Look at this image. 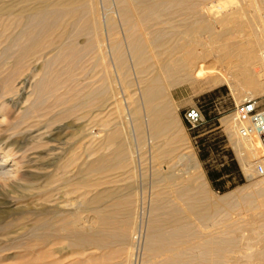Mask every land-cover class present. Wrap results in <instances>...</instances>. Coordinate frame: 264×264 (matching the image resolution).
I'll return each instance as SVG.
<instances>
[{"label":"bare ground","instance_id":"1","mask_svg":"<svg viewBox=\"0 0 264 264\" xmlns=\"http://www.w3.org/2000/svg\"><path fill=\"white\" fill-rule=\"evenodd\" d=\"M228 5L235 7L236 12L228 11ZM243 6L251 7L255 15L237 18L238 8ZM250 21L259 23L258 40L247 34ZM194 30L211 35L216 49L201 53L188 50L183 41ZM3 42V93L23 100L25 105L19 106L21 119L31 121L24 124L20 134L27 135L32 151L47 147L46 161L35 167L47 172L27 174V179L35 182L25 187L29 192L35 190L28 198H41V203L34 211L17 207L19 219L34 216L29 226L21 223L12 231L8 230L11 224L4 225L6 232L0 233V263L12 262L20 255L22 259L12 263L58 264V222L65 212L60 209L62 189L71 187L80 170L100 175L97 181L79 178L83 185L94 181L93 186L98 187L108 170L118 171L126 164L127 171L135 173L141 159L136 153L134 156L129 142H139L145 135L152 155L148 192L132 198L114 195L109 189L97 193L91 190L95 195L89 203L120 201L112 202L115 207L106 210L103 207L107 204L95 209L98 224L88 228V235L83 226L78 227L82 232L77 231L80 244L87 242L94 251H102L112 244L124 243L126 263L134 264L139 225L145 218L147 234L143 247L147 264H264V178L249 195L237 196L235 202V192L220 198L212 196L194 154L187 145L180 144L171 130L167 100L169 90L197 79L208 86L223 82L230 87H249L235 94L239 102L264 94V80L260 78L264 74L261 0H0V45ZM9 50L13 60L3 64V56L7 57ZM25 72L28 74L19 78ZM111 110H115L119 127L132 125L134 137L122 132L120 139L118 129L103 130V135L93 131L94 125H109ZM70 117L75 121L96 119L94 123L74 125L72 118L69 120L73 123L66 122L64 127L74 128L85 140L84 158L81 156L79 164L72 154L67 156L70 146L59 147L61 143L54 136L60 133V127H52ZM227 123L242 168L253 175L252 168L261 155L259 140L255 134H240L247 122L234 116ZM6 143L0 140V180H13L20 173L21 162L10 151H4ZM35 154L27 159L29 163L40 156L39 152ZM105 181L110 183V179ZM116 203L119 207L125 205V220L116 222L123 211ZM68 219L62 229L66 235L74 236L76 231L67 229L73 222ZM92 249L88 255L93 254ZM112 256L113 253L104 252L97 261L103 264L104 257Z\"/></svg>","mask_w":264,"mask_h":264},{"label":"rangeland","instance_id":"2","mask_svg":"<svg viewBox=\"0 0 264 264\" xmlns=\"http://www.w3.org/2000/svg\"><path fill=\"white\" fill-rule=\"evenodd\" d=\"M261 1L264 3V0H261ZM221 3L224 4V2H220V4ZM226 9L228 11H231L232 9H234L235 12L237 10L235 7L231 8L229 5L226 6ZM238 9H239L238 10L239 13L236 15L237 18L245 19V17L255 15V13L253 12V9L251 7L243 6L242 8L239 7ZM258 29H259V23H257L256 21H250L249 23H247V29L246 30H247V34L249 35V38L254 39L257 37L256 39L258 40ZM210 36L211 35H209L208 33H202L200 31L194 30V31H191L189 33V35L184 39L183 42L185 43V46L187 47L188 50H193L195 53H201V52H204L206 50L216 49L214 47V45L212 44L213 40ZM2 46H4V42L1 43L0 50L2 49ZM6 55H7V57L3 56L4 57L2 59V61L4 60L3 64L5 63V61L11 62V60H13L11 58V55H13L12 50H9ZM5 66L3 65V68ZM9 72H10V70H7V73H9ZM4 73H6V71L0 72V77H1L0 78V102H1L0 107L4 110V112H2V110H0V112H2L0 114V120H1L0 121V140L7 142L6 143L7 145L5 146L6 149H4V151L5 150L10 151L12 154H14V156H17V159L21 162L20 163L21 168H20V173L16 176V178L14 177L13 180L12 179L0 180V223H1L0 224V233L6 232V230L4 229L5 224H8V225L11 224L9 226L8 230L14 231L18 228L17 226H19L21 223H25L29 226L31 224V222H33V217H34L33 215H28L26 218L27 220H25V219L21 220V219H19V217L17 215L19 208L22 209V207H28L31 210H33V209H37L39 207V204L41 203L40 197H39L40 199H38V197H32V198L29 197L28 198V195L31 192H35V190L29 192L28 190L25 189V187L27 185L28 186L29 185H35V182L29 181L27 179L28 178L27 174L28 175H32V174H36V173L44 174L45 172H47L44 170L40 171V170L35 169V167H39L38 163L40 165L41 163H43V161L44 162L46 161L47 157H45V150L47 147L46 148H44V147L39 148L36 150L34 149L35 151H32L31 150L32 143H28L27 138H26L27 135L26 134H24V135L20 134V131L24 130L23 129L25 126L24 124L26 122L31 121V119H29V120L27 119V121H25L26 119H21V113H20L21 110L19 109V106L21 107V105H25L24 103L22 104L23 100L19 99L18 96L15 97V95H13V94H6V93L4 94L3 93V88L1 87L2 86L1 81L3 79L2 76ZM26 74H28V72H25V74L21 75L19 78H23ZM263 75L264 74L261 73L260 78L264 80ZM26 88H28V85ZM249 89L250 88L246 87V86H241V87L240 86H232V87H230L228 84L223 83V82L220 84H217L215 86H208L201 79H197V80L191 82L190 84H184V85H180V86L172 88L171 90H169L168 98H167V100L169 101V107H170V113H171L170 114L171 130L174 132V135H176V137L180 140V144L187 145V147H188L187 150H190L194 154L198 170L201 171L203 177L205 178L207 185H208V189L211 192V195L216 197V198H220L221 196L223 197L227 194L235 192L234 198H233L234 202H235V200H237L238 197L241 198L242 195H243V197L249 195L254 190L255 184L258 181H260V179L262 180V178L256 177L253 172H252L253 175H250L248 172H244V170L242 168V161L240 160L241 156H240V154H238V152H237V150L233 144V141L230 138V134L228 131L227 120H230L234 117L235 107L239 103H241L235 97V94L237 92L245 91V90H249ZM15 99H16V101H15ZM253 99H257L258 103L260 105H262L264 103V94L261 96L257 95ZM10 100H11V102H10ZM5 105H7V107H5ZM189 108L197 109L201 113L202 118H203L202 125L199 128L194 129V130H188L184 121H183V113L186 109H189ZM110 112H111V116L109 119L111 121L109 122V125L105 128L94 125L93 131L94 132H100V134L103 135L104 134V132H102L103 130H106V129L109 130L110 129V130L114 131V130L118 129L121 131V133H120L121 138L120 139H123L124 135H122V134L123 133L126 134V132L128 134L130 133L131 136L134 137V135H135L134 131L135 130H133L132 125L130 123H128L125 126H123V127H125L124 129L122 126L119 127L116 124L117 120H115L116 116H117L115 114V110H113V112L111 110ZM4 113H5V116H2V114H4ZM2 117H5V118L2 119ZM72 118L73 117L68 118V121L66 119H64L61 122L54 123L52 125V127H54V126L56 128L60 127V130L62 132L59 130V132H60V133H58L59 136H58V134L54 136L55 139L61 143V145L59 147H61V148L64 147L63 149H66V148H69V146H70V150H69V153L67 156L71 157V154H72L73 158L76 159L77 164H79L82 161L81 156H82V159L84 158V152H83L84 150L83 149L85 148V140L80 139L81 138L80 134L78 132H76L74 130V128H64L67 125L66 122L70 123L72 121ZM73 121H74V125H79V124L84 125V124L90 123V121L94 123V122H96V119L92 120V118H91V120H90L89 118L88 119L83 118V119L75 121L73 118ZM71 123H73V122H71ZM9 126H11V127H9ZM89 126H91V125H89ZM144 136L139 142L138 141L136 142L135 140H131V139L129 142V143H131L129 146H131L130 148H131V151L133 152L134 156H136L138 154L139 158L141 159L140 163L142 166L137 163L135 173L131 174V172H128L127 171L128 166L126 164H124V167H126V168L123 167V168L119 169L118 171L113 170L114 172H112V170H108L107 172H105L102 175L101 179H102L103 183H101L98 187V185L93 186L92 182L97 181V178H98V180H100V175L96 174L95 176H93L94 174H86L85 172H82V170H80L79 176H78V174L76 175V177H78L77 178L78 180L75 178L74 181L70 183L71 187H66V188L62 189V192L59 195H61V197H62L61 198L62 205L61 204L60 205L63 207H61L60 209L65 210V212L63 214H61V216H59L60 220L58 222L59 229H60L59 230V238H58L57 245H56V248L58 249V252H57L58 255L56 254V258L58 259V264H76L77 262L79 264H86V263L87 264H95L96 262H97L96 264H101V263H98L97 260L100 258V255L103 254L104 252H108L109 254L113 253V256L111 259H107L106 257H104L106 259V261H105V259L104 260L102 259L101 262H103V264H113V263L114 264H117V263L118 264H127L126 263L127 258L125 256V255H127V248H126L127 245L126 244L122 243L119 246L112 244V245L108 246L106 249H103L102 251L101 250L94 251L90 247V245L87 244V242H85L87 245L85 243H83V244L81 243L82 245L80 244V242H79L80 234H77V231L79 233H82L78 227L83 226L82 227L83 231L86 232L85 234L88 235L87 230L91 229L92 227H97L98 220L96 218H98V216L95 217V215H97L96 210L98 209V207H100L99 210L103 209V208H104L103 210H106V209H109V208L114 206L112 202H114V204H115L116 201L118 203L120 201L119 199L118 200L116 199L115 201L114 200H112V201L106 200L103 205L100 203H89V199H91L90 197L95 195V194H93V192L97 193L98 191H102V190L108 191V189H109V191H112V193L114 192L113 193L114 195H118V196H129V195H131V197L135 196V198H137V196H139V193H141V192H145V193L148 192V190H149L148 171L150 170V167L152 165V161H150L151 160L150 157H152V155H151V150L146 146V142H145L146 137H144ZM63 145H65V146H63ZM134 146L137 148H135ZM18 151H19V153H18ZM163 151H165V150H163ZM38 152L40 155L38 157V159L39 158L40 159L38 160V159L33 158L34 159L33 160L31 158L32 162L29 163L27 159L30 157H34V155H36L35 153H38ZM135 153H136V155H135ZM238 155H239V157H238ZM21 157H23V158H21ZM160 157H162V156H160ZM19 158H21V159H19ZM152 160H153V158H152ZM125 163H126V161H125ZM122 169H124V170H122ZM191 171L192 170H189V172H191ZM21 172H24V173H21ZM108 173H111V174H108ZM209 175H211L213 178L210 179ZM83 176H85V178L89 179V181L91 179L94 181H91L88 183L85 182L86 184L84 183V185H83L82 181H81ZM116 176H118V178ZM80 177H81V179L79 181ZM109 179H110V183H107V181H105V180H109ZM78 182H80V183L78 184ZM37 183H40V181H37L36 184ZM59 183H60V181H57V183H55V184L58 185ZM72 184H74L75 186L74 185L72 186ZM87 184H90L93 187H89L90 185L87 186ZM81 186H82V188H81ZM83 186H84V188H83ZM94 188L96 191L94 190ZM66 189L67 190L69 189V190L67 191ZM91 190L93 192H91ZM131 191H133V192H131ZM21 192H23V193H21ZM81 194H83L84 196ZM34 198H35V200H34ZM37 199H38V201H36ZM68 200H70V201H68ZM33 201H35V202H33ZM65 203H67V204H65ZM118 203H116V205ZM69 204H71V206ZM106 204L108 206L110 204V206L108 207ZM31 205H33L34 207ZM104 205H106L107 207H103ZM17 207H19V208H17ZM101 207H103V208H101ZM117 207H119V204ZM121 207H123L121 209L123 211H122L121 215L120 214L117 215L118 220L115 219L116 222H119L120 220L126 219L125 213L127 214V211L124 212L125 205L124 204L120 205L119 208H121ZM224 207H226V205H224ZM119 208H118V210H120ZM71 213L73 214V216L71 215ZM67 218H69V219L71 218V220L68 219L69 222L73 221V222H71V224L74 223L73 224L74 226H72L71 224L67 225V229L71 228L73 232L76 231L75 233H73L74 236L70 235V233L69 234L67 233L70 236L66 235V232L62 229L64 222H68ZM28 221L30 223H28ZM94 223H95V225H94ZM140 223H141V225H139L140 230L138 233L139 235H138V240H137L138 243H137L135 253H134V256H136V257L133 260V263L134 264H142V263L147 264L148 261H147V258H145V252H144V247H143L144 243H145V236L147 234L146 231H144V230H146L145 229L146 228V219L142 218ZM215 225L216 224L213 225L214 228H215ZM216 227H217V225H216ZM73 228H74V230H73ZM77 244H79V245L76 246ZM112 248L113 249L115 248V249L113 250ZM90 249H92V251H91V252H93L92 255L87 254L90 252ZM115 253H117V254H115ZM116 255H117V257H116ZM85 257H87V258H85ZM91 257H92V259H91ZM114 257H115V259H114ZM19 258H20V260L22 259V257H20V255H19V256L15 257L13 259V261L17 262V261H19ZM85 259H87L86 261H88V262H86ZM93 259H94V261H93ZM112 259L114 262L110 261ZM6 261H7V263L10 261V263H8V264H15V263H12L13 261L11 262V260H4L0 264H7Z\"/></svg>","mask_w":264,"mask_h":264},{"label":"built area","instance_id":"3","mask_svg":"<svg viewBox=\"0 0 264 264\" xmlns=\"http://www.w3.org/2000/svg\"><path fill=\"white\" fill-rule=\"evenodd\" d=\"M234 116L238 121L248 123L240 129L242 136L255 134L259 140L261 155L252 170L256 177L264 178V103L260 105L257 99H244L235 107ZM183 121L188 130H194L202 125L203 118L197 109L189 108L183 113Z\"/></svg>","mask_w":264,"mask_h":264},{"label":"trees","instance_id":"4","mask_svg":"<svg viewBox=\"0 0 264 264\" xmlns=\"http://www.w3.org/2000/svg\"><path fill=\"white\" fill-rule=\"evenodd\" d=\"M209 178L212 179L213 177L211 175H209Z\"/></svg>","mask_w":264,"mask_h":264}]
</instances>
